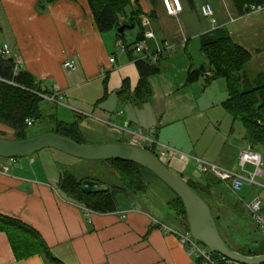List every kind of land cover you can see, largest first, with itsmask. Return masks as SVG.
I'll return each instance as SVG.
<instances>
[{
	"label": "crops",
	"instance_id": "0c3cea01",
	"mask_svg": "<svg viewBox=\"0 0 264 264\" xmlns=\"http://www.w3.org/2000/svg\"><path fill=\"white\" fill-rule=\"evenodd\" d=\"M206 3L213 10L214 26L200 16L199 6L192 0H181L182 11L176 17L165 13L160 0H142L141 16L148 18V29L154 38L145 43L139 54L131 50L125 53L113 51L116 44L114 34L111 33L109 38L112 42H108L106 36L98 32L86 0H59L49 4L43 13L36 9L38 0H0V7L13 38L11 56L19 63L20 71L29 73L50 92L56 86L62 97L74 88V74H79L86 82H98L102 95L94 102L93 109L112 99L119 106L116 117L122 126L116 127L107 105L98 109L102 111L100 115L105 116L101 119L102 124L127 133L131 137L128 144H135L132 134L138 129L146 133L155 130L150 137L174 151L167 166L176 174L184 175L185 181L201 183L203 175L198 174L194 160L239 174V152L250 147V143L245 129L244 135L239 130L236 132L238 121H234L222 107L227 99L225 83L224 86L219 83L206 85L210 81L203 79L187 83L189 70L204 67L209 72L200 52L199 39L221 29L251 54L252 62L254 56L247 41L249 37H259L257 26L264 19L263 14L240 16L231 0H206ZM135 29L137 31L130 40L124 32L121 42L133 43L140 30L142 32L141 25L140 30ZM158 52L160 73L148 80L151 93L147 100L138 106L136 102L120 101L117 93L123 81H128L131 92L139 81L134 62L151 58ZM259 53L256 49L255 54ZM112 56L115 62L110 64ZM69 60L75 63V71L63 67ZM212 89H218L220 96H211ZM104 92L106 98L96 105ZM226 115L231 122L228 120V128L221 131L222 122L228 119ZM210 120L216 125L211 144L204 141V129L210 126L206 123L208 128L205 127L204 121ZM125 122L129 126L126 127ZM137 146L145 147L138 143ZM175 146L179 149H174ZM209 146L213 153L208 152ZM258 147L261 146L254 148ZM259 178H264L263 170ZM256 182L254 186L245 185L238 197L239 200L243 198L242 207L253 198H259L264 214V182ZM213 192L215 190H212L214 196ZM121 197L116 198L114 213H94L62 198L49 184L32 180L26 167L19 168L17 164L0 158V216L33 228L51 255L62 264H197L178 241V235L185 231L178 225H169L170 216L158 219L146 209L148 203L143 200ZM158 200V204L149 203L155 211L167 207V200ZM213 200L208 199L207 203L219 219L223 237L236 245L228 235V228L238 227V222L244 218L238 217L226 205V200L220 199L215 206ZM0 264L52 263L42 255L16 260L8 237L0 232Z\"/></svg>",
	"mask_w": 264,
	"mask_h": 264
},
{
	"label": "trees",
	"instance_id": "16d2710c",
	"mask_svg": "<svg viewBox=\"0 0 264 264\" xmlns=\"http://www.w3.org/2000/svg\"><path fill=\"white\" fill-rule=\"evenodd\" d=\"M56 1L59 0H38L36 9L43 13L49 4ZM141 1L136 0L137 9L127 20L124 19L126 18L125 10L129 6V0H86V3L98 32L100 34L113 33L117 42L124 39L125 31L121 35L117 33V30L122 25H129L132 27L130 28L132 30L136 27L140 30ZM148 1L153 2V0ZM231 1L240 16L245 15L247 11L246 7L264 4V0ZM141 40L142 32L140 30L137 39L127 46L133 47ZM199 48L211 73V77L205 79V81L209 82L218 79L225 81L227 99L222 105L224 111L234 121L240 122L243 126L248 135L251 148L253 147L254 149L255 146L264 147V77L259 75L251 83L245 75L244 69L251 62V54L236 44L221 29L202 35L199 39ZM157 63L158 58L154 63L149 58L136 60L134 64L139 74L137 86L131 92L128 81L124 80L120 91L117 93L119 100L131 103L136 102L137 106L144 103L151 93L149 78L160 73ZM14 67L15 60L13 57L8 59L0 57V79L3 80L0 81V125L13 131L15 135V139L13 140H23L27 138L25 132L29 128L26 125V120L38 122L43 118L45 113L44 105L46 101L37 94L50 95L51 92L43 88L40 83L35 81L33 76L25 71H19L14 74ZM206 72L204 67L189 70L187 83L192 84L199 81ZM105 98L106 92H104V96L96 105ZM50 119L54 123V129L49 133H55L70 138L79 144H84L78 121L68 124L58 121L55 116H51ZM100 163L111 165L117 172V180L120 183L119 185H121V190L119 187L112 186L111 188H107V193L85 195L81 192L82 182L84 180L97 182V180L86 178L79 181L75 176L68 173H62L57 183L59 190L70 200L94 213H114L117 208V193L129 191V193H126L128 197L143 196L148 190V186L145 183V173L157 179L151 172L136 164L120 161H100ZM178 176L183 179L181 175ZM212 177L211 174L203 175L204 186L198 182H185L207 203V198L213 196L212 190H219L223 185L222 182L216 181ZM99 186L102 187L100 184ZM197 187L201 189L203 195ZM171 193H169L170 199L167 202V207L171 210L172 215L176 217L179 226L185 232H188V224L182 202L172 191ZM205 195L208 197H205ZM241 200L235 201L230 207L242 219L247 216V213L242 207ZM208 206L211 209V206ZM213 218L220 236L231 250L246 257L264 255V251L261 248L244 249L225 239L220 231L219 219L214 215ZM228 231L230 232L229 228ZM0 232L5 233L8 237L16 260L20 261L35 255H42L52 264H62L51 255L50 250L40 235L33 228L22 222L13 218L0 216ZM197 264L201 263L197 261Z\"/></svg>",
	"mask_w": 264,
	"mask_h": 264
},
{
	"label": "rangeland",
	"instance_id": "374dc122",
	"mask_svg": "<svg viewBox=\"0 0 264 264\" xmlns=\"http://www.w3.org/2000/svg\"><path fill=\"white\" fill-rule=\"evenodd\" d=\"M136 9H137L136 0H129V6L125 10L126 18L124 20H127V18L131 14H134ZM257 29L259 30L258 33L259 37L258 38L249 37V40L247 41L248 47L250 48L254 56V59L245 67L244 73L245 75L248 76L247 77L248 80H251L250 81L251 83L254 81V78L258 75V73L262 72V76L264 77V19L261 20L260 23H258ZM134 31H137V29L125 30L126 38L128 40H130L131 37L134 36ZM103 35L106 36L107 38L106 40L108 42H112L109 39L111 33H106ZM2 43H6L9 46V48L14 46L10 28L8 26L3 10L0 7V44ZM256 49H259L261 53V54L259 53L260 55L255 54ZM113 51L117 52L116 46H113ZM74 76L76 78V80L74 79L73 82L75 86L71 90V92L67 93L65 97H62V99H58L57 104L46 101L44 105L45 113L43 118L38 122H33L32 120H30L31 122H33V125L26 130L25 132L26 137L32 138L53 131L54 123L50 119V117L55 116L58 121L63 123L69 124V123H73L74 121H78L80 124L79 127L81 131L80 134H81L82 142L87 146H96V145L113 144V143L128 144V142L131 140V137L127 133L117 129L121 127L122 124L121 122L118 121V118L116 117V113H117L116 111L119 110V106H117L116 102L113 103L112 99L106 100L103 102L104 104L102 103L103 104L102 106L98 105L99 107L97 106L98 108L94 110L93 109L94 102L102 95L101 86L99 85L98 82H92V83L86 82L84 79H82L79 76V74H74ZM215 81L216 80H212L206 85H210V84L213 85L219 83L222 86H224L225 82L223 79H218L217 82ZM218 89L216 90L212 89V93L210 95L213 96L214 98L219 97L220 95ZM105 105L110 107L109 111H111V116H113L112 120L115 122L113 123L116 125L117 128L109 127L101 123V121H103L101 119L105 118V116L104 117L101 116L100 114L102 111H98V109L101 107L103 108V106ZM227 118H228L227 121L222 122L221 131H224L225 129L228 128V120L229 122H231V119H229L230 117L227 116ZM212 121L213 120H210L209 122L204 121L205 127L207 128L208 125L206 123H210L209 128L207 130L204 129V141L205 142L208 141L210 144L214 141L211 135L213 129H215L216 127L215 123ZM238 130L242 132L243 135L245 134L244 128L239 122L236 123V132H238ZM0 138L13 140L15 139V135L13 131L0 125ZM175 147L177 148L174 149L176 150L179 149L178 146ZM180 149L183 148L180 147ZM253 150L258 152L262 156V163H263L262 170L264 172V147L254 148ZM208 152L213 153L211 147L209 148ZM209 157H212V155L209 154ZM30 159L32 160L31 163L29 162ZM190 160H192V158H189V161ZM9 161L10 160H8V162ZM16 164L19 168L26 167L27 171L29 172L30 178H32V180H35L36 182H43L49 184V186L53 188V190L56 191L58 195H60L62 198L66 200H70V199L65 194H63L57 186V182L60 178V175H62V173L72 174L79 181L86 178L97 180V182L102 187H106V188H111L112 186H116L119 187L120 189L121 187V185H119L120 184L119 181L117 180V172L112 168L111 165L100 162L82 161L70 157L61 152H58L56 150H51V149L42 150L34 155L17 160ZM8 167L11 168L12 165H9ZM189 170L190 168L188 167L187 171ZM238 170L241 173L239 167ZM246 171L252 172L253 168L251 166H246ZM243 174L246 176V173ZM179 175H181L182 177L184 176L182 174ZM144 176H145V183L148 186V190L143 196L134 197V199L137 198V200H143L145 204L148 203L146 209L150 210L152 214H155L158 219L164 220L166 219L165 217L168 215L170 216L169 218L170 223L168 224L171 226L174 225L179 226L176 217H174L173 215L171 216L172 213L168 207L164 206L165 208H160V210L155 211L154 208L151 207L149 204V203L158 204L157 202L159 201L158 199H160V201L167 200L166 202H168V200L170 199L169 193L172 194L171 191L162 182L155 179L153 176L147 173H145ZM212 179L221 182L215 176H213ZM257 180L260 183L264 182V178H257ZM200 184H202L203 186L205 185L204 181H202ZM197 189L203 195L201 189L198 187ZM126 193H129V191L117 193L116 198L120 199L122 198L121 196L126 198H131L128 197ZM238 193L233 192L228 183H223V185L219 188V190L216 189L214 196H210L209 198L208 196L205 195V197H208L207 199L209 200L214 199L213 200L214 206L216 205V203H218V201H221L220 199H224L226 200L225 202L226 205H229L230 207L235 201L239 200ZM246 204H244L243 206L245 211H246ZM238 223L240 224L238 225L239 228L238 227L233 228L229 226L230 233L228 235L232 238V240L244 249L261 248V250L264 251L263 235L258 229L257 230L255 229L256 227L251 223L250 219L245 217L243 220H241Z\"/></svg>",
	"mask_w": 264,
	"mask_h": 264
},
{
	"label": "water",
	"instance_id": "95a60500",
	"mask_svg": "<svg viewBox=\"0 0 264 264\" xmlns=\"http://www.w3.org/2000/svg\"><path fill=\"white\" fill-rule=\"evenodd\" d=\"M132 28L122 25L117 33L123 34ZM51 149L70 157L87 161H120L136 164L151 172L168 187L182 202L188 224V233L192 239L203 245L210 253L224 256L240 264H264V255L246 257L229 248L220 236L212 211L174 171L162 163L151 151L133 144H104L87 146L74 140L55 134L44 133L23 140H6L0 138V158L19 160L34 155L42 150ZM81 192L85 195L104 194L105 187L92 180H84Z\"/></svg>",
	"mask_w": 264,
	"mask_h": 264
},
{
	"label": "built area",
	"instance_id": "2783aa9c",
	"mask_svg": "<svg viewBox=\"0 0 264 264\" xmlns=\"http://www.w3.org/2000/svg\"><path fill=\"white\" fill-rule=\"evenodd\" d=\"M193 3L198 4L199 13L202 18L209 20L212 26L216 25V20L214 18V13L211 6L206 3V0H192ZM161 5L165 11V13L170 17L178 16L182 11L181 0H161ZM247 11L246 14H263L264 15V4L262 5H252L245 8ZM140 25L142 29V40L136 43L133 47H128L121 41H117L115 46L117 48V52L125 53L131 50L135 54L142 53L144 50V45L147 41H150L154 38L153 33L150 29H148L149 21L148 18L143 16L140 17ZM166 50V48H165ZM157 54L153 55L151 58V62H156L158 58ZM0 57L4 59H8L11 56L10 48L7 44L0 45ZM115 62V58L112 56L109 58V63L113 64ZM63 67L69 71H75V63L72 60L66 61L63 64ZM20 71L19 63L15 61L14 74ZM211 73L206 72L203 76V80L210 78ZM0 81H3L0 79ZM39 97L44 99L47 102L57 104L58 99H62L60 94V90L55 86L51 91L50 95L37 94ZM27 127H31L33 122L30 120H26ZM126 127L129 126L128 122L124 124ZM143 132L141 129H138L133 135V139L137 146V143L144 145L142 147L146 150L153 151V153L159 158V160L167 165L169 161V157L174 154L173 150L170 148L160 145L157 143L151 135L155 134V130H149L147 134ZM140 147V146H139ZM238 163L241 173L235 174L230 171L221 169L217 166L204 163L200 160H194L196 164V169L198 174H211L215 176L218 180L223 183H228L233 192H240L245 185H256L257 178L260 177L262 173V156L253 150L251 147H248L239 152ZM11 163H17V160H10ZM246 166H251L253 168L252 172L246 171ZM246 173V176L243 174ZM246 211L249 216L251 223L261 232L264 239V214L262 213V202L259 198H253L246 204ZM178 241L182 247H186L188 252L201 264H240L233 260H230L224 256H220L217 254L210 253L204 246H201L198 242L191 238L188 232L184 234L178 235Z\"/></svg>",
	"mask_w": 264,
	"mask_h": 264
}]
</instances>
